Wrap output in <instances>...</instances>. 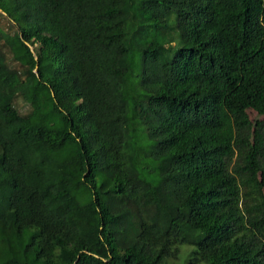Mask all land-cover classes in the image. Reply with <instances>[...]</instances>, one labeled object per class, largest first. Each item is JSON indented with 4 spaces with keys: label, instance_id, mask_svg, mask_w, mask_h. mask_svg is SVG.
<instances>
[{
    "label": "trees",
    "instance_id": "16d2710c",
    "mask_svg": "<svg viewBox=\"0 0 264 264\" xmlns=\"http://www.w3.org/2000/svg\"><path fill=\"white\" fill-rule=\"evenodd\" d=\"M1 17L0 264H264V0Z\"/></svg>",
    "mask_w": 264,
    "mask_h": 264
},
{
    "label": "rangeland",
    "instance_id": "374dc122",
    "mask_svg": "<svg viewBox=\"0 0 264 264\" xmlns=\"http://www.w3.org/2000/svg\"><path fill=\"white\" fill-rule=\"evenodd\" d=\"M1 19V24H2V27L6 28L7 26H9V20L6 19V18H0ZM152 36V34L150 35ZM18 107L19 109L22 111V112H25L27 110H29V106L27 103H25L24 101H22L21 99L19 100V103H18ZM249 115H250V118L253 120V121H256L257 119H262L263 117L260 116L255 110L253 109H250L249 111ZM193 246H188V245H184L182 246V253L179 257V261H177V264H187V260H188V251L190 249H192ZM200 264H205V263H200Z\"/></svg>",
    "mask_w": 264,
    "mask_h": 264
}]
</instances>
